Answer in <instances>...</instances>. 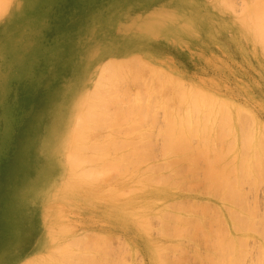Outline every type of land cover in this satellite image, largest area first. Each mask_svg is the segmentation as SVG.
I'll list each match as a JSON object with an SVG mask.
<instances>
[{
  "label": "rangeland",
  "instance_id": "374dc122",
  "mask_svg": "<svg viewBox=\"0 0 264 264\" xmlns=\"http://www.w3.org/2000/svg\"><path fill=\"white\" fill-rule=\"evenodd\" d=\"M41 18L46 19L43 27L39 23ZM33 22L38 25H33ZM35 29L36 31L33 32ZM23 35H25L24 38H22ZM57 35H64L65 37L63 54L56 59L48 57L46 61H41L40 66L30 63L34 50L30 49L31 42L34 43L40 36L38 41L40 40L39 42L43 45L46 44L45 42L49 37L55 39ZM29 41L31 42L29 43ZM71 46L75 47V51H70ZM115 58H133L139 60L138 62L149 63L152 72L161 70V75L179 76L181 84L179 85L182 90L185 87L184 84H187L186 91L192 87L191 91L202 89V94L204 92L207 95L210 93L213 95L211 98H215L214 100L218 97V105L212 109L211 113V108L208 107L209 110L204 108L207 110L205 114L203 108L194 107V111H199L197 113L188 106L190 115L186 116L188 111L185 109L187 107L185 105H181V110L180 107L174 110L175 113H179L178 117L182 115V120L185 119L184 116L191 118V113H195L196 115H192L195 119H187L195 122L194 124L197 126H199L198 123H201L200 126L207 123L204 128L208 127L209 130L206 129L211 133L210 139L215 136V131H219L213 137L215 142L211 144L216 148L214 149L213 146V149L211 148L214 153L209 151L210 148L206 147V144L205 146L201 145L202 147L198 144L204 142L197 138L199 135L195 137L194 134H191L189 139L192 142L190 143L188 140L189 143L187 142V144L193 145L195 150H192L195 152H192L191 145L190 154L186 151L184 153L187 155L182 152L187 161L182 160L180 162L182 153L177 154V151L173 153L172 151L175 150L169 151L170 156L165 152L167 157L164 155L165 157L162 158V154H165L162 150L165 151L166 144L161 138L164 137V124L168 122L165 121L164 123L163 120L168 117H163L165 110L161 109H164L165 105L163 108L160 104L162 101H164L162 104H165L163 95L165 97L167 94L168 97L171 96L170 90L169 92H167L168 90L165 93L162 92L165 90L162 88L165 78L162 76L159 78V75H156L157 79H163L159 81L155 78L156 84L161 83L162 87L160 85L158 87L162 89L158 88L160 93L154 94L155 97H145V100L150 103L149 107L147 105L146 108H142L144 111L141 109V113L137 112L138 114H136L137 110L135 109L136 111L133 113L138 117L145 115V118L142 116L140 119L141 122L135 124L134 122L138 120L133 118L135 115L131 113V110L129 112L128 109L129 114L126 113L130 106L126 105V99L121 95L130 91L131 86H135V83L129 81L131 85L126 86L123 83H128V81H122L123 85L120 88L123 92L119 88L120 95L117 92V96L111 95L115 97V101H113V97H108L114 103L110 102L111 100H106L104 103L102 98L104 104L107 105L106 102H110L108 106L103 104L105 108L113 104L110 109H113L112 113L116 118H120L119 124L108 122L109 126L106 127L107 122H101L99 119L101 123L95 122L94 125L99 123V125H105L106 128L103 129L104 127L100 125L102 127L100 129L101 127L98 125L101 130L98 133V126L95 127L89 123L91 126L88 127L92 128L93 126L94 128V131L90 129L89 133L97 132L93 139L99 138L100 145L106 144L107 146L109 143L104 141L106 136L132 139L135 135L139 137L140 142L144 141L140 144H145V146L139 147V143L137 144L142 154L136 149L137 153L134 148L135 152L128 150L132 144V147H137L133 141L135 139L129 143L130 145L128 142L126 143L127 148L125 145L124 147L121 146L118 153H123L127 149L126 152L131 151L130 154L139 155V157L135 155V158L134 156L132 158V155L129 156V159L131 157L130 161H134L131 163L135 166L141 157H150L142 159V162L139 163L142 165L138 164L137 167L130 165L131 168L128 166L129 162L125 161L127 164L125 165L124 162V169L128 170L125 173L114 172L112 174L117 169L115 165L112 167L111 173L110 170L108 171L110 174L99 167L100 170L98 169L97 173L103 181L99 177L94 180L90 177L91 180L86 179V184L72 182L79 180V174L74 171L75 163L71 162L74 157L79 156L78 147L73 142L77 115L73 112L72 103L81 95L85 102L88 101V104L90 101L92 102L89 98L92 95L89 93L83 95L81 92L82 86L88 85L93 67L95 68L97 63ZM135 70L138 71L136 68ZM52 71L58 77L56 82L53 81L55 83L53 85L57 86V90L61 89L62 92L60 95L48 96L44 92V82L50 78L49 75ZM0 77L6 79L2 82L3 87L0 86V264H31L27 262L30 259H34L36 264L35 259L39 260L44 254H53L46 263L77 264L76 256L80 253L75 252L77 255H73L72 252L77 251L76 248H80L79 246L84 243L83 246L85 248L86 245V248L83 251L89 253H81L92 256V260L89 256L87 258L89 260H85L86 263L83 260V264H230L233 261L234 264L236 262L237 264L239 262H242L241 264H264V179H258L262 181H259L258 184L256 179L261 177V173L264 174V127L262 128V125L264 126V0H84L83 2L82 0H5L0 6ZM12 80L16 82L14 89H12V85H7ZM94 82L92 77L89 88ZM8 89L12 90L7 92ZM101 91L105 93V96H109V94L106 95L107 89ZM113 91L115 90L113 89ZM196 91L193 92L196 93ZM143 95L145 94L143 93ZM106 98L104 97V99ZM119 98L123 99L122 101L125 103L123 107L126 105V109L122 107V103H120V108L123 109H119ZM159 98L163 99L160 101ZM92 99L94 100L95 97ZM98 99L96 98L97 102H93L98 103ZM116 101H118V105L115 104ZM157 101H160V104ZM223 102L228 104L226 108ZM101 104L100 100L99 105ZM115 105L117 106L114 108ZM114 109L116 110L114 111ZM146 109L150 111L151 115L145 112L148 111ZM168 109L169 107L166 111ZM183 109L187 111H184L186 114ZM221 109H223V114ZM132 110L134 111V109ZM212 112H215L213 113L214 116ZM130 113L134 116L131 117ZM207 113H210V115L208 114L210 117ZM117 114L120 115L117 116ZM203 114L209 118L201 119ZM216 114L218 115L216 116ZM169 115L172 116V112ZM175 118L177 119V117ZM213 119H215L213 122L219 125L221 123L220 130L219 125L210 124ZM201 120L205 123L203 124ZM88 121L85 123L87 124ZM225 121H229L228 125L230 124L229 127H232L229 128ZM86 124L85 126H87ZM118 126L120 129L117 130ZM132 127L138 130L134 132ZM226 127L230 129V132L234 129L230 136L226 131L228 134L225 135L229 136L227 139H225V135L222 136L225 133L223 128ZM251 128L254 129V134H251ZM124 129L126 130L124 131ZM86 130L88 132V129ZM127 130L134 132V134L127 133ZM141 131L144 136L140 133ZM157 133H161L159 135L162 137H158ZM128 134H131L132 137ZM248 134L249 136L246 137L245 135ZM244 136L249 141L251 139L250 147V142ZM195 138L199 139L196 143ZM219 140L222 141L220 143L224 141V145L221 144V146L220 143H217ZM99 142L97 143L99 144ZM233 142L234 150L228 151L227 146L230 144L233 146ZM241 142L245 144L241 145ZM119 143L121 144V142ZM152 143L154 145H151ZM88 144H92L90 145L91 159L97 164L102 165L100 161L111 163L112 159L116 157L114 155L117 151L112 150L111 152L109 149L112 145L110 146V144V147L107 148L109 151L105 150L106 146L105 148L102 145L100 147L94 145L93 142H88ZM162 144H165V148ZM211 145L209 146L211 147ZM96 146L99 150L103 148V152L97 150ZM219 146L221 147L218 148ZM246 146L248 147L245 148ZM145 147H148L147 149L150 151L144 152L147 156H143V151H146ZM205 147L209 149L207 150ZM221 148L231 153L226 154ZM229 148L232 147L228 146ZM29 149H31V153H28ZM196 149L198 151L200 149L201 154L203 153L201 151L204 150L205 152V149L208 153L207 155L206 152L203 153V157L198 156L199 152ZM243 151H248L247 156L249 157L246 158ZM253 152H256L257 155ZM220 153L225 156L222 155V158ZM234 153L236 156L233 157ZM208 154L211 156L208 157ZM217 154L220 159L225 158L220 162H223L221 165H225V161L227 164L228 162L232 164L233 161H236L234 160L235 157H237L236 162L238 164L241 159L248 161L254 159V164L258 160L261 166L256 167L255 165L254 168L252 166L254 170L252 169L251 173L256 177H252L256 179H253L256 181V185L250 176V184L246 182L247 175H245V182V177L240 178L243 180L242 182L239 181V178L235 179L236 181L233 179L237 183V189L240 188L242 194L235 188L236 194L233 189L230 191L226 189L227 185L225 184L227 183L225 182L227 180H224V184H219L220 181L218 182V180L221 177L218 174L227 168L231 170V167L234 166L226 164L228 167L222 166L223 169L219 162L217 165L216 162L220 160L216 159ZM237 154L239 155L237 156ZM215 155L217 156L215 157ZM178 156L181 157L180 163L174 164L175 158L173 157H177L176 162H178ZM240 157L242 158L240 159ZM193 159H198V161H193ZM202 159L207 160L208 163L204 161L207 165L216 159V162L213 163L220 168L216 172L217 177L212 169L218 167L214 165L212 169L207 167L209 170L207 173L211 174L210 170L212 171V174H209L213 178L211 179L206 173V166ZM135 160L138 162L136 161V163ZM145 160L148 162L144 163ZM253 161L250 162L252 165H254ZM167 162L171 164V168ZM163 164H165V168L162 167ZM185 164L187 165L185 166ZM188 165L191 168H186ZM194 165L196 166L195 169ZM106 166L104 167L107 169L108 165ZM159 166L163 169H160ZM177 166L179 172L176 171ZM90 167L92 168L91 164H85L83 170ZM225 171L222 173L224 174ZM81 173L80 176L83 177L84 173ZM234 174L236 173L234 172ZM238 174L243 175L240 172ZM213 175H215V179L219 177L217 181L214 180ZM232 175H228L227 172L225 178L229 181L234 176ZM85 176L87 177V175ZM238 176L236 174V177ZM262 177L264 178L263 175ZM222 178L221 181H223ZM134 181H136V186L133 184ZM212 182H215V186H220V188L223 184L226 186L225 190L223 188L215 189ZM238 182L242 183V186ZM251 183L255 186L251 187ZM124 184L133 188L129 195L130 200L129 196L124 198L125 200H112L107 197L108 191L112 190L116 193L124 187ZM229 185L232 186L233 184ZM230 186L229 188H231ZM135 187H138V191L134 190ZM139 187L141 188L139 189ZM239 193L243 198L242 204L246 203L242 207H246L249 212L254 210V214L248 213V211L244 212L245 208L243 211L241 210L242 204L238 203L240 197L237 202L239 205L236 204V206V202H233L234 205L232 204V200L234 201ZM228 203L231 204L228 205ZM110 205H113L115 209ZM202 205H204V209L201 208ZM228 209L238 211L233 220L239 213L241 214L239 215L241 216L240 219L244 218L245 213L248 219H253L251 222L242 219L244 222L247 221V225L250 224V228L254 225L253 232L243 221L239 219L234 220V222L231 221L233 212L230 213L231 219H229L228 211L231 212V210ZM179 216L182 219H179ZM228 220L234 223L233 227L238 225L241 227L243 223L244 228L241 227V230L238 226L234 230ZM124 232L129 234L126 233L127 235H125ZM89 234L92 236V241L93 238L96 239V242L93 241L92 247V241L88 238L87 240L90 241L83 242L81 240L79 245L73 246L72 252H69L72 256L67 250H65V254L62 251L58 252L59 242L60 240L66 241L64 240L65 236L72 235L85 238ZM226 234L232 239L228 238ZM243 238L246 239L245 242ZM70 239L68 238L67 242ZM228 240L235 243L233 245L231 242L233 250H231L230 244H227L229 243ZM87 242L91 247L90 250L88 249L89 251L87 250L89 247ZM150 242L152 243L150 244ZM240 243L242 247H240ZM237 245L239 246L237 247ZM243 246L245 251L248 250L247 252L243 250ZM93 248H96L95 251ZM241 248L242 251H240ZM80 251L82 249L78 250V252ZM232 251L234 252L232 253ZM26 252H33L34 254L25 256ZM58 254L65 255V259L64 257L60 259ZM82 255L81 261L78 260L80 262H82ZM71 257L74 258H72L74 261L69 259Z\"/></svg>",
  "mask_w": 264,
  "mask_h": 264
},
{
  "label": "bare ground",
  "instance_id": "6f19581e",
  "mask_svg": "<svg viewBox=\"0 0 264 264\" xmlns=\"http://www.w3.org/2000/svg\"><path fill=\"white\" fill-rule=\"evenodd\" d=\"M84 0H82V2H83ZM5 2V0H0V6L2 5V3H4ZM232 5V4H231ZM234 13V12H233ZM39 19V18H38ZM35 20V19H34ZM45 18H41V20H39V23L42 25V27L45 25ZM33 25H38V24H35V22H33L32 23ZM35 27H37V26H35ZM37 28H39V27H37ZM45 29H46V27H45ZM44 29V30H45ZM36 31V29L33 31V32H35ZM45 32V31H44ZM45 34V33H44ZM46 35V34H45ZM25 37V35H23L22 36V38H24ZM40 37V36H39ZM39 37H37V40L36 41H34V43L33 42H31V41H29V43L31 42V44H30V49L31 50H33V53H32V60L30 61V63H34V65L35 66H40L41 65V61H46L47 59H48V57L50 58V57H53L54 59H56V58H58L59 56H61L62 54H63V49H64V45H65V37H64V35L62 36V35H57V36H55V39H53V38H50L49 37V39L47 40V42H45L46 44H41L39 41H38V38ZM43 37H45V36H43ZM42 37V38H43ZM43 43V42H42ZM71 48V50L70 51H75V47H73V46H71L70 47ZM13 49V48H12ZM11 49V50H12ZM28 55V54H27ZM139 60H136V59H133V58H124V59H106V60H103L102 62H99V63H97L96 65H95V68L93 67V72L91 73V75H90V77H89V82H88V85H83L82 86V89H81V92L83 93V95L85 94H87V93H89V95H92V96H94L95 97V99L93 100L92 98H94V97H92V96H89V98H90V100H92V102L90 101L89 102V104L87 103L88 101H84V98H82L81 96H79L73 103H72V109H73V112H75L76 113V119H77V125H76V127H75V129H74V140H73V142L77 145V147H78V154H79V156H77V157H74L72 160H71V162H74L75 163V166H74V171L75 172H77V174H79V180L78 181H72V182H74V183H81V182H83L84 184H86V179H90V177H91V179L92 180H94V179H96V177H99V178H101L98 174L99 173H97V171H98V169H99V167L100 168H103L102 170L103 171H105V172H107L108 174H110L112 171H113V166L115 165V167L117 168V169H115V171H113L112 172V174L114 173V172H122V173H125V172H127L128 170H126V169H124V167H125V165L127 164L125 161H127V162H129L128 163V166H130V165H134L133 163H131V162H134L133 160L132 161H130V159H131V157L133 158V156H134V158L136 157V156H138L139 157V155H137L136 153H135V155L134 154H130V152L131 151H129V152H126V150L123 152V153H118V150L120 149V147L122 146V147H124V145L126 146V148H127V145H126V143L128 142V144L130 143V142H132V140L133 139H135V140H133V141H135V145L137 146V147H132V145H131V147L128 149V150H132V152H135L134 150H133V148L136 150H138V151H140L139 149L140 148H138V146L139 147H141V145L142 146H145V144H140V143H143L144 141H142V142H140L138 139H139V137H137V136H135V135H133L134 134V132H136V130H138V129H134L133 127H132V129L134 130V132H130L132 135H133V137H137V138H133L132 137V135L131 134H128V135H130V137H132V139H128V138H126V139H119V138H117V137H115L114 136V138H110V136H106V138H104V141L105 142H108L109 144H110V146H109V144H108V146L106 145V144H101L102 146H104V148H105V146H106V148H105V150L107 149V148H111V149H109L111 152H112V150H114L115 152H116V155H114V156H116V157H114L113 159H112V162L110 163V162H108V163H105V162H102V161H100L101 163H102V165L99 163V164H97V163H95L94 161H93V159H91L92 158V155L90 154V150H91V147H90V145H92V144H88V142H93L94 143V145H99L100 147H102L101 145H100V143H101V141H100V139L98 138H95V139H93V137H96V135H95V133L97 134V132L98 133H100L101 132V130L100 129H102V127H104L105 125H99V123H97V125H94L95 124V122H102V121H104L105 123H106V127H107V125L109 126V123L111 122V123H114L115 124V122H117V124H119V120H120V118L118 119V118H116L113 114L114 113H112L113 112V109H110V107L112 108L113 107V104L112 105H109V107L107 108H105L104 106H103V104L105 103V101L106 100H111L110 102H113V101H115L116 99H114L115 97L114 96H117V93L119 94V92H120V94H121V91H122V88H120V86H122L123 84H125L126 86H130L131 85V83L130 82H132V83H135V86H131L132 88L130 89V91H128V92H126V94H121L123 97H124V99H126V105L129 107L130 106V108H127L126 107V105L123 107V105L125 104L124 103V101H122L120 98V102H118V101H116L115 102V104L118 102L119 104L120 103H122V107L124 108V109H126L127 108V110H126V113H128L129 114V112H130V110L132 111L131 113H133V112H135L136 110V114H138L137 112H140L141 113V111L143 110L142 108L143 107H147V105H148V107H149V103L150 102H148V100H145V97L146 96H148V98H149V96L151 97H153L154 96V94H156V95H158V93H160V90L163 88V90L164 91H162L163 93H165V91L166 90H168L167 92H169V90H170V92H171V98L170 97H168V94L166 95L167 97H165L164 95H163V98L165 99V104L163 103L162 104V102H164V101H162L161 102V104H160V101L163 99H160V101H157V103L159 102V104L160 105H162V107L164 108V106L163 105H165V108L164 109H161V110H165V113H163V117L165 118V116L166 117H168V118H166V120H163L164 121V123H165V121H168V122H166V124H167V126H166V124H164V131H163V136L164 137H162L161 135H159V134H161V133H157L159 136L158 137H162L161 138V140L162 141H164L163 143H165L166 144V148H165V144L163 145L162 144V146L165 148V151H164V149L162 150V152L163 153H165V152H167L168 154H169V151L171 150H175V151H172L173 153L175 152L176 153V151H177V154L178 153H184V151H186V153H189L190 154V152H189V149L191 148L190 147V145L191 144H187V142H188V140H190L189 138H191V137H189V135L190 136H192L191 134H194L195 135V137L197 136V135H201L200 137L199 136H197V138H199L201 141H204L203 143H204V145H203V143H201L200 141V143H198V144H200V146L202 145V146H205V144H206V147L208 146L209 148H206L207 150L209 149V151H211V148H212V146L213 145H211L212 144V142H215L214 140H213V137H215L216 136V134H217V132H219V131H215L214 133H216L215 134V136H213L211 139L213 140H211L210 139V136H211V133H209L210 131H207V129H208V127H205L204 128V126H205V124H207V123H205V121L204 122H202V120H201V122L204 124V126L202 127V126H200V124L198 123V125L199 126H197V124L195 125L194 123L195 122H191V121H189L191 118H193L192 117V115H194L195 113H193L192 111V113H191V118H189V117H187V118H189V120L186 118V116L187 115H190V113H189V107H191V109H193L194 107H196V108H211V110H210V113H211V111H212V109L213 108H215V107H217L216 105H218L217 104V100H218V97L216 98V100H214L215 98H211V97H213V95H211L210 93L207 95L205 92H204V94H202L201 93V90L199 89V90H193V91H196V93L195 92H193V91H191V88L192 87H189L188 89H187V91H186V88H187V84H184L185 85V87H183V90L185 91H183L182 89H180L181 88V84H180V77L179 76H169L168 74H165V75H161V70H159V72L158 71H151V65L149 64V63H146V62H143V61H140V62H138ZM29 63V64H30ZM29 64H28V67H29ZM137 65V66H136ZM135 68L136 69H138V71H136L135 70ZM2 69V68H1ZM172 72H174L173 70H172ZM52 75H54V76H52ZM156 75H159V78H165L164 80V82L162 83V84H164L163 85V87L162 88H160V87H158L159 85H157L156 84V82H155V80L158 78H156ZM50 78H47L46 80H45V82H44V92L49 96V95H52V96H54V95H60L61 94V89H58L57 90V86H54L53 84H55L54 82H56V79L58 78V77H56V75L53 73V71L50 73ZM162 76V77H161ZM6 77V76H5ZM5 77H0V86L1 87H3V80L5 81L6 79H5ZM93 77V79H94V83H93V85H92V87L91 88H89V85H90V80H91V78ZM95 77V78H94ZM156 78V79H155ZM2 79V80H1ZM157 80H163V79H157ZM54 81V82H53ZM122 81H128V83H130V84H128L127 82V84L124 82L123 84H122ZM130 81V82H129ZM138 81V82H137ZM181 81L183 82V80L181 79ZM179 82V83H178ZM14 83H16L15 82V80H12V81H10V83L9 84H7L8 86H11L12 85V89H14L15 87H14ZM87 83V82H86ZM180 84V85H179ZM189 84V83H188ZM155 85H157L156 87H155ZM190 85V84H189ZM191 86V85H190ZM164 87H166V88H164ZM179 87V88H178ZM193 87H195V86H193ZM85 88V89H84ZM121 89V91H119L120 89ZM160 90H159V89ZM185 88V89H184ZM12 89H8L7 90V92H9L10 90H12ZM104 89H107V91H106V95L107 94H109V96L107 95V96H105V93H103L101 90H104ZM113 89L115 90V91H113ZM138 89V90H137ZM193 89H197V88H193ZM157 90H159L158 92H157ZM180 90H182V91H180ZM117 92V93H116ZM123 92V91H122ZM156 92V93H155ZM162 92H161V94H162ZM198 92V93H197ZM91 93V94H90ZM104 95H103V94ZM143 93L145 94V95H143ZM208 93V92H207ZM114 94V96H111V95H113ZM119 94V95H120ZM1 95V94H0ZM170 95V94H169ZM92 97V98H91ZM104 97L106 98V99H104ZM111 97H113V101H112V99H109V98ZM155 97V96H154ZM157 97H159V96H157ZM162 97V96H161ZM81 98H82V100H81ZM96 98H99L98 99V103H94L93 101H95V102H97L96 101ZM101 98V99H100ZM102 98H103V100H104V103L102 102ZM147 98V97H146ZM117 99H118V97H117ZM169 101H168V100ZM171 99V100H170ZM213 99V100H212ZM87 100V99H86ZM100 100H101V105H99L100 104ZM110 102H106V103H110ZM114 103V102H113ZM118 103H117V105H118ZM168 103V104H167ZM220 103H222V102H220ZM219 103V104H220ZM224 103V102H223ZM108 104L106 105V104H104V105H106V106H108ZM158 104V105H159ZM225 104V108H226V106H228V104L226 105V103H224ZM117 105H115L114 106V108L117 106ZM146 105V106H145ZM159 105V106H160ZM181 105H185V106H187V107H185V109L188 111H186L185 109H183V112L184 111H186L187 112V114H186V112H184L185 114H186V116H184L185 117V119L184 120H182L181 118H182V115H181V113H180V115L181 116H179L178 117V115H179V113L178 112H176L175 113V109L176 108H178L179 109V107H180V110L182 109L181 107ZM156 106H157V104H156ZM158 106V107H159ZM189 106V107H188ZM118 107H119V109H123V108H120L121 107V104H120V106L118 105ZM162 107H160V108H162ZM169 107V109H168V111H170V112H168V111H166L167 110V108ZM222 107H223V104H222ZM144 108V109H145ZM207 108V109H208ZM225 108H223V109H225ZM128 109H129V112H127L128 111ZM132 109H134V111L132 110ZM136 109V110H135ZM142 109V110H141ZM223 109H221L220 111H222ZM116 109H114V111H115ZM146 110H148V109H146ZM160 110V109H159ZM202 110V109H201ZM209 110V109H208ZM108 111V112H107ZM124 111V110H123ZM144 111V110H143ZM149 111V110H148ZM148 111H145L146 113H149L150 115H151V113H150V111L148 112ZM177 111V110H176ZM193 111H194V109H193ZM196 111V110H195ZM194 111V112H195ZM206 109H204V112H205V114H206ZM216 111V110H215ZM226 111V110H225ZM85 112V113H84ZM96 112V113H95ZM111 112V113H110ZM116 112H118V111H116ZM168 112V113H167ZM172 112V116H174V117H172L171 115H169V113H171ZM181 112V111H180ZM197 113L199 112V111H196ZM203 112V111H202ZM130 113V116L132 117V116H134L133 118L136 120V118H137V120L138 121H135L134 119H132V120H134L135 122H134V124L136 123V122H141V120L140 119H142V116H143V118H145V115H142L141 117L139 116L138 117V115H136L135 113H133V114H131ZM167 113V115H169V116H167V115H165ZM178 113V114H177ZM189 113V114H188ZM210 113H207V115L209 114L210 115ZM213 113H215V112H212V114ZM148 114V115H149ZM177 114V115H176ZM184 114V115H185ZM211 114V115H212ZM222 114H223V111H222ZM221 114V115H222ZM118 115H120V114H117V116ZM196 115V114H195ZM208 115V116H209ZM218 114H216V116H217ZM227 115V114H226ZM129 116V115H128ZM130 116H129V120L131 119L130 118ZM137 116V117H136ZM197 116H199V115H197ZM213 116H214V114H213ZM229 116H230V114H229ZM146 117H148V116H146ZM175 117H177V119L179 118L180 120H181V122H180V120L178 119V121H177V119L175 118ZM204 117H206V116H204V114H203V116L201 117V119L202 118H204ZM210 117V116H209ZM209 117H206L207 119L209 118ZM253 117V116H252ZM1 118V117H0ZM124 118H126V117H124ZM139 118V119H138ZM163 118V119H164ZM199 118V117H198ZM206 118H204L203 120H205ZM216 118V117H215ZM221 118V117H220ZM230 118V117H229ZM99 119H101L100 121H99ZM193 119H195V118H193ZM192 119V120H193ZM212 119V118H211ZM223 119H224V116H223V118L221 119L222 120V123H223ZM89 120V121H88ZM98 120V121H97ZM107 120V121H106ZM125 120V119H124ZM127 120H128V117H127ZM128 120V121H129ZM189 122H188V121ZM232 120V119H231ZM252 120H253V118H252ZM86 121H88L87 122V124L85 123ZM127 121V122H128ZM207 121H209V120H207ZM213 121H215V119H213L212 120V122ZM218 122H219V120H217ZM230 121V120H229ZM229 121H225V123H227V125H228V122ZM100 122V123H101ZM103 122V123H104ZM109 122V123H108ZM122 122H123V120H122ZM126 122V121H125ZM133 122V121H132ZM198 122V121H197ZM196 122V123H197ZM210 123V124H214L215 122H213V123ZM255 122V121H254ZM92 125L93 124V126H100L101 128L99 129V126L97 127L98 129H97V132H91V133H89V130L91 129V131H92V129H93V131H94V128H93V126H92V128H89L88 126H91L90 124ZM102 123V124H103ZM104 123V124H105ZM220 123V122H219ZM230 123V122H229ZM232 123V122H231ZM240 123V122H239ZM238 123V124H239ZM85 124L87 125V126H85ZM89 124V125H88ZM113 124V125H114ZM155 124V123H154ZM209 124V123H208ZM252 124H253V122H252ZM251 124V125H252ZM84 125V126H83ZM216 125H219L218 123H215V126ZM220 125H221V123H220ZM220 125L218 126V128H219V130H220ZM223 125H226V124H223ZM226 125V126H227ZM230 125V124H229ZM229 125H228V127H229ZM124 126H126V125H124ZM123 126V127H124ZM207 126V125H206ZM210 126V125H209ZM253 126H254V124H253ZM85 127H86V129H88V132H87V130L85 129ZM88 127V128H87ZM106 127H104L103 129H105ZM121 127V126H120ZM127 127V126H126ZM212 127V126H211ZM221 127H222V125H221ZM230 127H232V126H230ZM229 127V128H230ZM259 127V126H258ZM264 126L262 125V128H263ZM110 128V127H109ZM112 128V127H111ZM113 128H114V126H113ZM204 128V131L202 130ZM207 128V129H206ZM210 128V127H209ZM215 128V127H214ZM229 128H223V130L225 131V133L224 134H222V136L223 135H225V134H228L229 136L231 135L230 133H232V132H234V129L230 132V129ZM254 128V127H253ZM118 129H120L119 128V126L117 127V130ZM123 129V128H122ZM131 129V127L129 128V130ZM163 129V128H162ZM227 129V130H226ZM228 129H229V131H228ZM95 130H96V128H95ZM126 129H124V131H125ZM201 130V131H200ZM206 130V131H205ZM209 130V129H208ZM241 130V129H240ZM239 130V131H240ZM124 131H121V132H124ZM211 131H212V129H211ZM228 133H227V132ZM250 131H252L251 132V134L253 133H255L254 132V129H252L251 128V130ZM128 132V130H127V133H129ZM221 132H222V130H221ZM249 132V131H248ZM117 133H118V131H117ZM140 133H142V131L140 132ZM213 133V134H214ZM118 134H120V133H118ZM122 134V133H121ZM139 134V133H138ZM143 134V136H144V133H142ZM151 134V133H150ZM218 134H220V133H218ZM245 134H247V133H245ZM250 134V133H249ZM249 134L248 135H245L246 137H248L249 136ZM250 134V136H252ZM98 135H100V134H98ZM109 135V134H108ZM111 135V134H110ZM122 135H124V134H122ZM193 135V136H194ZM227 135V136H228ZM236 135V134H235ZM142 136V135H141ZM227 136L225 135V139H227ZM228 136V137H229ZM244 136V138H246ZM221 137V136H220ZM234 137H236V136H234ZM254 137V136H253ZM262 137V136H261ZM147 138V137H146ZM194 138V137H193ZM217 139L219 138V136L218 137H216ZM224 138V137H223ZM222 138V139H223ZM243 138V139H244ZM196 139V138H195ZM198 139V140H199ZM215 139V138H214ZM231 139V138H230ZM247 139V141L248 142H250L249 144V147L251 146V144H252V142H251V139H250V141L248 140V138H246ZM155 140H157L158 141V139H155ZM198 140L196 139L195 140V143L196 142H198ZM232 140H233V136H232ZM231 140V141H232ZM241 140H242V136H241ZM240 140V141H241ZM253 140V139H252ZM100 141V142H99ZM137 141V142H136ZM139 141V142H138ZM194 141V140H193ZM211 141V142H210ZM217 141V140H216ZM220 141L221 140H219V142H217V143H220ZM234 141H235V139H234ZM258 141V140H257ZM97 142H99V144L97 143ZM119 142H121V144L119 143ZM152 142V141H151ZM190 143L192 142V140H190L189 141ZM188 142V143H189ZM222 142V141H221ZM260 142V141H259ZM111 143H113L115 146H117V147H115L113 144H111ZM116 143V144H115ZM117 143H119L120 144V146H119V144H117ZM139 143V145H137ZM155 143H156V141H155ZM216 143V144H217ZM223 143H224V141H223ZM223 143H220V145L222 144V145H224ZM231 143V142H230ZM229 143V144H230ZM235 143H236V141H235ZM239 143V142H238ZM244 143V142H243ZM242 142H241V145L243 144ZM216 144H214V145H216ZM245 144V143H244ZM147 145H149V144H147ZM151 145H154V143H152ZM150 145V146H151ZM197 145V144H196ZM209 145H211V147L209 146ZM221 145V146H222ZM226 145H227V143H226ZM226 145H225V147H226ZM118 146H119V148H118ZM150 146H148V147H150ZM192 146V148H191V150L193 149V150H195V148H193V145H191ZM199 146V145H198ZM201 146V147H202ZM221 146H219L218 148H220ZM228 146L229 147H232L231 149L229 148L228 149ZM227 146V150L229 151H231L232 152V150H234V142H233V146H231V144L230 145H228ZM114 147V149H112ZM147 147V148H148ZM152 147V146H151ZM195 147V146H194ZM200 147V149H202ZM214 147V149H216L215 148V146H213ZM242 147V146H241ZM248 146H246L245 148H247ZM254 147V146H253ZM142 148H144V147H142ZM146 148V147H145ZM146 148V151L144 150L143 151V156L145 155V156H147L146 154H144V152L146 153L147 151H148V149ZM204 148V147H203ZM224 148V147H223ZM223 148H221L222 150H223ZM96 149L97 150H99L98 148H97V146H96ZM158 149V148H157ZM162 149V148H161ZM167 149H169V150H167ZM200 149H199V151H200ZM205 149V152H206V155H207V153H208V151ZM213 149V148H212ZM250 149V148H249ZM103 148H101L99 151L101 152H103ZM108 150V149H107ZM108 150V151H109ZM127 150V151H128ZM137 150H136V152H137ZM151 150H153V149H151ZM159 150V149H158ZM167 150V151H166ZM192 150V152H195V151H193ZM197 150V149H196ZM227 150H223V152H225L226 154L227 153H231V152H228ZM242 150H243V148H242ZM241 150V151H242ZM246 150V149H245ZM244 150V151H245ZM188 151V152H187ZM198 151V150H197ZM198 151V152H199ZM243 151V152H244ZM131 152V153H132ZM141 152V154H142V151H140ZM148 152H150V151H148ZM197 152V153H198ZM201 152H203V153H205L204 152V150H202ZM212 152V151H211ZM210 152V153H211ZM220 152V151H219ZM28 153H31V149H29L28 150ZM89 153V154H88ZM118 153V154H117ZM138 153V152H137ZM161 153V152H160ZM181 154V156H182V158L181 157H179V159H178V162H176L177 160H176V158L177 157H173V158H175V161L173 160V162H174V164H178V163H180L182 160H184V162L185 161H187V160H185V159H187V158H184V154H186V153H184V154ZM196 153V154H197ZM202 153V154H203ZM212 153H214V152H212ZM242 152H240V154H241ZM247 153H248V151L247 152H244V154L246 155V158L247 157H249V156H247ZM254 153V152H253ZM88 154V155H87ZM113 154V153H112ZM141 154H140V157H141ZM177 154H176V156H177ZM202 154L199 152V154H198V156L199 155H201L202 156ZM221 154V156L222 155H224V154H222V153H220ZM249 154V153H248ZM254 154H256L257 155V153L255 152ZM130 155H132L131 157H130V159H129V156ZM148 155H150V154H148ZM157 155V154H156ZM161 155V154H160ZM163 156H161L162 158L163 157H165L164 155H166V157H167V154L165 153V154H162ZM180 155V154H179ZM187 155V154H186ZM194 155H195V153H194ZM206 155H204V156H206ZM218 155V154H217ZM217 155H215V157L217 156ZM234 155H235V153L233 154V157H234ZM239 154H237V156H238ZM107 156V155H106ZM106 156H105V158H106ZM168 156H170V154L168 155ZM197 156V155H196ZM196 156H194V158H196ZM209 156H211V154L209 155L208 154V157ZM225 156V155H224ZM228 156V155H227ZM236 156V155H235ZM241 156H243L242 154H241ZM29 157V156H28ZM101 157H103L104 158V156H101ZM100 157V158H101ZM110 157V156H109ZM137 157V158H138ZM148 157H150V156H148ZM147 157V158H148ZM160 157V156H159ZM189 157H191L190 155H189ZM203 157V156H202ZM214 157V156H213ZM212 157V158H213ZM232 157V158H233ZM245 157V156H244ZM244 157H243V159H244ZM254 157V156H253ZM146 157H141L140 159H138L139 160V163H141L142 162V159L144 160V159H147ZM180 158H181V160H180ZM192 158V157H191ZM220 159V157H219V155H218V157H216V159ZM222 158H223V156H222ZM242 157H240V159H241ZM245 158V159H246ZM251 158V157H250ZM102 159V158H101ZM209 159H211V158H209ZM216 159L214 160V161H210L209 163V165H207L205 162H207V160L205 159H202L203 160V163L205 164V168H206V173H207V170H208V168L210 169V167H211V169H212V167H213V165L214 166H217L221 161H223V160H225V158L222 160V159H220L219 161H217L216 162ZM217 159V160H218ZM257 159V158H256ZM100 160V159H99ZM138 160H135V162L137 161L138 162ZM152 160V159H151ZM167 160V159H166ZM166 160H165V164H166ZM179 160H180V162H179ZM230 160V159H229ZM232 160V159H231ZM234 160H236L237 161V157H235L234 158ZM242 160V159H241ZM241 160H239V164H238V162H234L233 160V162H232V164L231 163H229L228 162V164H231V165H233L234 167H231L232 169L230 170V169H225V170H227V171H225V176H223L224 174L222 173V172H224V171H219L218 173V176L219 177H221L222 178V176H223V178H222V180L223 181H221V178H219V180H218V178H216L215 179V175H216V177H217V174H216V172L218 171V169L220 170V168L218 167V168H216V167H214V169H212V171H215V172H213V173H215V175H213V177H214V180L215 181H217L218 180V182H219V184H221V183H223V182H225L224 180H227V182H225V183H227V184H225V185H227V188L226 189H229V191L230 190H234V188L237 190V191H241L240 190V188H239V190L237 189V183L235 182L236 180L235 179H237V178H239V181H243V180H240V178L242 179V178H244L245 180H244V182L246 181V176L245 175H247V181L246 182H248L249 184H250V182H249V176H250V178H251V180H253L254 178H256V177H254L253 176V174H251L252 173V169L254 168V166L256 165V167H259V166H261V165H259V163H258V160H256V164H254V159L253 160H251V159H249V161L251 160V161H253V164L254 165H252L247 159V161L246 160H242V163H241ZM141 161V162H140ZM150 161V160H149ZM193 161H198V159L197 160H195V159H193ZM205 161V162H204ZM123 162V163H122ZM124 162H125V165H123L124 164ZM136 162V163H137ZM146 162H148V160L146 161H144V163H146ZM170 162L172 163V165H173V162L170 160ZM176 162V163H175ZM199 162H202V161H199ZM199 162H197L198 164H199ZM212 162V163H211ZM213 162H216L217 163V165H215V163H213ZM219 162V163H218ZM231 162V161H230ZM105 163V164H104ZM135 163V164H136ZM139 163H137L136 164V166L134 165V167H137L138 166V164ZM168 163V162H167ZM191 163V162H190ZM208 163V162H207ZM257 163H258V165H257ZM85 164H91L92 165V168L90 167V168H86V169H84L83 170V165H85ZM104 164V165H103ZM165 164H163L162 165V167L163 168H165L164 167V165ZM169 164V163H168ZM192 165H193V163H191ZM221 164H223V162L222 163H220V167H226L228 164H227V162L225 161V165H221ZM106 165H108V170L104 167V166H106ZM139 165H142V164H139ZM150 165V164H149ZM181 165V164H180ZM184 165V164H183ZM187 164H185V166H186ZM191 165V166H192ZM196 165V164H195ZM194 165V169H195V166ZM211 165V166H210ZM110 166V167H109ZM128 166H126V168H129ZM169 166H170V168L172 167L171 166V164H169ZM169 166H167V167H169ZM174 166V165H173ZM185 166L183 167V169L185 168ZM209 166V167H208ZM229 166V165H228ZM227 166V167H228ZM252 166H253V168H252ZM107 167V166H106ZM180 167H182V166H180ZM189 165H188V167H186V168H188L189 169ZM208 167V168H207ZM222 167V168H223ZM241 167V168H240ZM256 167H255V170H256ZM130 168H131V166H130ZM159 168H160V166H159ZM163 168H160V169H163ZM191 168V167H190ZM216 168V169H215ZM221 168V169H222ZM241 170H240V169ZM136 169V168H135ZM192 169H193V167H192ZM224 169V168H223ZM258 169V168H257ZM100 170V169H99ZM107 170V171H106ZM110 170V173L108 172ZM172 170H174V169H172ZM191 170V169H190ZM190 170H189V172H190ZM233 170V173H231V171ZM254 170V169H253ZM259 170V169H258ZM129 171H130V169H129ZM177 172H179V169H178V166H177V170H176ZM209 171V170H208ZM212 171L210 170V172H211V174H212ZM242 171V172H241ZM82 172V173H81ZM172 172V171H171ZM175 172V171H174ZM180 172H182V171H180ZM227 172H228V175H231V174H233L231 177H232V179H230V180H232L233 181V183H232V181H231V183H229L230 182V180L228 181V179H226L225 177H226V175H227ZM234 172L237 174V176L238 177H236V174H234ZM238 172H240L241 174H243L242 176H240V174H238ZM254 172V171H253ZM80 173L81 174H83L84 173V175H83V177H81L80 176ZM221 173H222V175H221ZM255 173V172H254ZM258 173V172H257ZM112 174H111V176H112ZM179 174V173H178ZM182 174V173H181ZM210 173H207V175H209ZM210 174V175H211ZM256 174V173H255ZM260 174V173H259ZM85 175H87V177L85 176ZM177 175V174H176ZM210 175H209V177H210ZM262 175L264 176V174L263 173H261V177H259V178H256L257 180L258 179H260V178H262V179H264L263 177H262ZM177 176H182V175H177ZM257 177H258V175H256ZM260 176V175H259ZM228 178H229V176H227ZM230 177V178H231ZM252 177H254V178H252ZM211 179H213L212 178V176L210 177ZM90 179V180H91ZM165 179V178H164ZM235 181H234V180ZM256 179H254V180H256ZM98 180V179H97ZM97 180H95V181H97ZM101 181H103L102 180V178L100 179ZM163 180V179H162ZM162 180H161V182H162ZM253 180V181H254ZM261 180V179H260ZM260 180H258L257 181V184H258V182L260 181ZM137 181V180H136ZM136 181H134L133 182V184H135V182ZM166 181V180H165ZM165 181H164V183H165ZM253 181H251V182H253ZM166 182H168V181H166ZM260 182H262V181H260ZM264 182V181H263ZM256 183V181H254V184ZM138 184H140V183H138ZM212 186L213 187H215V189H224L225 190V187L226 186H224L223 184L221 185V187L222 188H220V186L219 187H217V185L215 186V182L213 183L212 182ZM216 184H218L217 182H216ZM228 184H233L232 186H230L231 188H229V186H228ZM236 186H235V185ZM238 184L239 185H241L242 186V183L240 184V182H238ZM253 183H251V187H254L255 185H254ZM137 184H135V186H136ZM238 185V187H240ZM224 186V187H223ZM234 186V187H233ZM126 187H128V188H126ZM217 187V188H216ZM135 188H137V189H135ZM134 188V190L135 191H138V187H135ZM141 187H139V189H140ZM143 188V187H142ZM242 188V187H241ZM132 189L133 188H131V187H129V186H127L126 184H124V187H122V189H120L118 192H114V191H112V190H110V191H108L107 192V197L109 198V199H112V200H125L124 198H127L131 193H132ZM255 189V188H254ZM236 190H234L233 192L235 193V192H237ZM228 192V191H227ZM241 193V192H240ZM239 193V195H237L236 197H235V199H236V201H235V199H234V201L232 200V204L234 205V203L233 202H236L235 203V205L236 204H242L243 203V198H241L242 197V193L240 194ZM236 194V193H235ZM238 194V193H237ZM244 194V193H243ZM101 195V194H100ZM224 196V198H225V195H223ZM227 196H229V195H227ZM244 196V195H243ZM240 197V202H241V199H242V202L240 203V202H238V198ZM245 197V196H244ZM133 199V198H132ZM131 199V200H132ZM223 199V198H222ZM107 200V199H106ZM127 200V199H126ZM129 200H130V196H129ZM224 200V199H223ZM181 202H182V200H180ZM226 202V201H225ZM238 202V203H237ZM179 204H180V202H178ZM177 203V204H178ZM114 204H116V203H114ZM118 204H123V203H118ZM126 204V203H125ZM128 204V203H127ZM231 204V203H230ZM229 203H228V205H230ZM238 204V205H239ZM244 204H246V203H244ZM244 204H242L240 207L242 208L241 210L243 211L244 210V208H245V210H244V212L245 211H248V210H246V207H242ZM124 205V204H123ZM130 205H132V204H130ZM205 205V204H204ZM204 205H202L201 206V208H203L204 209ZM113 209H115V207L113 206V205H110ZM232 206V205H231ZM237 206V205H236ZM245 206V205H244ZM228 208H230V207H228ZM202 209V210H203ZM205 209H206V205H205ZM240 209V208H239ZM228 210H231V209H228ZM236 211V210H235ZM233 209L231 210V212L230 211H228L227 213H228V215H229V219H231V217H232V219H231V221L233 220V217H235V214L236 213H238V211L237 212H235ZM254 211V210H253ZM253 211H251L250 210V212L248 211V213H252V214H254V212ZM166 212V211H165ZM233 212V214H234V216H233V214H231V217H230V213H232ZM167 213V212H166ZM247 213V214H248ZM112 215H113V213H111ZM115 214V213H114ZM246 214V213H245ZM244 214V218H241L240 219V217L241 216H239V215H241L240 213H239V217L237 216L234 220H236V219H239V220H241V221H243L244 222V220H242V219H245V220H247L248 222H251L253 219H251V218H247L248 216L247 215H245ZM249 216H251L252 217V215H249ZM243 217V216H242ZM255 217V216H254ZM179 219H182V217L181 216H179ZM186 219V218H185ZM234 220H233V222H234ZM229 221V220H228ZM241 221H240V223H241ZM246 221V222H247ZM230 222V221H229ZM246 222H244V223H246ZM231 223V222H230ZM232 224V226L231 227H233V225H234V223H231ZM230 224V225H231ZM241 225H243L244 226V224L242 223ZM245 225H247V223L245 224ZM237 226V225H236ZM239 226V225H238ZM238 226L237 227H233L234 228V230L235 229H237L238 228ZM243 226H241V227H243ZM240 227V226H239ZM240 227V228H241ZM247 227L249 228V230L251 229V231H252V228H255L254 227V225H253V227L252 228H250V224H248L247 225ZM232 228V229H233ZM244 228V227H243ZM61 229H63V228H61ZM231 229V230H232ZM110 230V229H109ZM117 231H118V229H116ZM241 230H242V228H241ZM244 230V229H243ZM255 230V229H254ZM122 231V230H121ZM233 231V230H232ZM123 232V231H122ZM253 232V231H252ZM113 233V232H112ZM125 233V235H127V234H129L128 232H124ZM127 233V234H126ZM228 233H230L229 231H228ZM227 235V234H226ZM231 235V234H230ZM91 237L92 236H90V234H89V236L88 237H85V238H82V237H76V236H72V235H69V236H65V238H64V240H66V241H61L60 240V242H59V247L57 248V250H58V252H60V251H62L64 254H65V250H67V252L69 253V252H72V249H73V246L75 247V245H79V243H80V241L82 240L83 242L84 241H86L88 238H90V240H91ZM226 237V236H225ZM227 237L228 238H231V236L229 237V235H227ZM226 237V238H227ZM241 237V236H240ZM68 238H71L70 239V241L69 242H67V240H68ZM132 238V237H131ZM242 238V237H241ZM246 238V237H245ZM95 238H93V241H95L96 242V239L94 240ZM232 239V238H231ZM90 240H87V241H90ZM131 241H132V239H130ZM134 240V239H133ZM237 240V239H236ZM241 240V239H240ZM239 240V241H240ZM246 240V239H245ZM245 240H244V238H243V241L245 242ZM92 241V240H91ZM93 241L91 242V247H92V244H93ZM129 241V240H128ZM242 241V240H241ZM97 242H98V240H97ZM133 242V241H132ZM227 242H229V243H227L228 245L230 244V247H231V250H233L232 249V244L234 245L235 243H233L232 241H227ZM231 242H232V244H231ZM90 243V242H89ZM98 243H100V242H98ZM135 243V242H134ZM152 242H150V244H151ZM238 243V242H237ZM85 244V243H84ZM84 244H81L82 246L84 245ZM87 244H88V242H87ZM133 244V243H132ZM147 244V243H146ZM243 244V243H242ZM79 246L81 249H82V251H80V252H78V250H81L80 248H78L77 246V248L76 249H78L77 251H75L74 250V252H72V254L73 255H77L76 253H80V254H78L75 258H76V261L78 262L77 264H79V263H82L83 264V260H84V263H86V261L85 260H89V259H87V258H89V256L88 255H84L85 254V252H87V251H83V249H85L86 248V245H85V248H84V246L82 247V246ZM89 245V247L87 248V250L89 249V248H91L90 247V244H88ZM225 245H226V243H225ZM244 246H245V244H243ZM136 246V245H135ZM239 245H237V247H238ZM244 246H243V250H244ZM140 247V246H139ZM227 247V246H226ZM229 247V246H228ZM240 247H242V245H241V243H240ZM69 248V249H68ZM98 248V247H97ZM137 248V247H136ZM225 248V247H224ZM245 248H247V247H245ZM94 249V251H95V249L96 248H93ZM143 249V248H142ZM223 249V248H222ZM228 249V248H227ZM227 249H224V250H227ZM237 249H239V248H237ZM236 249V250H237ZM90 250V249H89ZM88 250V251H89ZM98 250V249H97ZM148 250V249H147ZM151 250V249H150ZM235 250V251H236ZM247 250V249H246ZM100 251V250H99ZM228 251V250H227ZM238 252H239V250H237ZM240 251H242V248H241V250ZM245 251V250H244ZM248 251V250H247ZM247 251H245V252H247ZM76 252V253H75ZM81 252H84V254L83 253H81ZM145 252H147V251H145ZM148 252H150V251H148ZM234 251H232V253H233ZM62 253V254H63ZM75 253V254H74ZM89 252H87L86 254H88ZM93 253V252H92ZM240 253V252H239ZM30 254H34L33 252H26L25 253V256L26 255H30ZM84 256H83V255ZM151 254V253H150ZM229 254H230V252H229ZM51 255H53V254H51ZM51 255H47V254H44V256H41L40 257V259L39 260H36L35 259V262H36V264H45L49 259L48 258H51L52 256ZM69 255L70 256H72L71 255V253H69ZM81 255H82V262H80L81 260ZM92 255V254H91ZM149 255V254H148ZM240 255V254H239ZM58 256L60 257V259H61V257L63 258L64 257V259H65V255H61V254H58ZM66 256H68V255H66ZM86 256V257H85ZM88 256V257H87ZM151 256H152V254H151ZM228 256H230V255H228ZM83 257H84V259H83ZM92 256H90V258H91ZM22 258V257H21ZM73 257H71V258H69V259H71V261L74 259H72ZM86 258V259H85ZM63 259V260H64ZM151 259H152V257H151ZM78 260H80V261H78ZM91 260H92V258H91ZM90 260V262H92ZM94 260V259H93ZM74 261V260H73ZM228 261V260H227ZM231 261H233V260H231ZM230 261V262H231ZM239 261V260H238ZM27 262H30L31 264H35L34 263V259H30V260H28ZM66 262V261H65ZM94 262H95V260H94ZM93 262V263H94ZM153 262V261H152ZM229 262V261H228ZM227 262V263H228ZM234 262V261H233ZM233 262H231V263H233ZM236 262V261H235ZM264 262V261H263ZM230 263V264H231ZM242 262H239V264H241ZM46 264H50V263H46ZM153 264V263H152ZM229 264V263H228ZM234 264V263H233ZM235 264H237V262L235 263ZM262 264V263H261Z\"/></svg>",
  "mask_w": 264,
  "mask_h": 264
}]
</instances>
